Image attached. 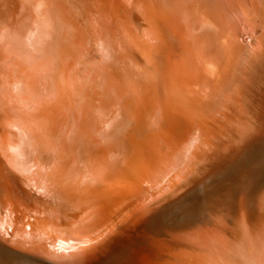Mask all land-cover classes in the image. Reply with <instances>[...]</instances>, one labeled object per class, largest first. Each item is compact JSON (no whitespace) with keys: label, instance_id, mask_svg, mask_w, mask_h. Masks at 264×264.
<instances>
[{"label":"bare ground","instance_id":"1","mask_svg":"<svg viewBox=\"0 0 264 264\" xmlns=\"http://www.w3.org/2000/svg\"><path fill=\"white\" fill-rule=\"evenodd\" d=\"M26 1L27 3L43 4L44 8L38 25L39 29L30 35V38L23 39L17 31L13 36L15 54L20 61L17 68L22 73L25 72V76L31 80L32 86L27 89V96L19 97L17 94L13 96L17 99L18 107L16 109L13 105L9 107L0 100V116H4L2 117L4 119L2 128L5 131L9 128L10 132L7 131L9 135L5 132V135L8 136L7 143L10 147L14 146V151L11 150L14 152V156L11 153L7 155L5 153L7 148L0 142V156L7 159L10 157L18 164L15 168V175H17L15 178L4 173L2 169L0 170V243L3 247L5 246L6 241L4 240L8 238L7 232L11 230L10 233L13 235L7 240H11V243L26 241L29 248L23 253L17 252V248L16 250H6L5 248L0 250V264H31L39 259L47 262H43L44 264L50 263L47 258L44 260L33 253H42L59 261L57 262L59 264L68 259L58 260L55 258L62 252L65 253L64 248H68L72 257H75L103 243L98 242L94 246V238H91L92 242L84 244L79 242L81 239H86L88 233L97 236V232L93 233V230L96 231V227H99L100 223L102 224L101 220L110 205H106L98 213L89 214V217L82 221L80 210L88 209V204L97 201L122 202L123 197L133 191L131 186L133 183L136 185L134 179H141L145 176L141 172L144 163L162 156V151L160 154L155 153V143L150 140L154 134L153 131L158 132L160 137L165 136L167 132L166 140L161 137L160 141L165 145L163 149L166 154H173V156H178V154L181 156L182 140L177 139V134L190 137V142L185 145L181 157L191 154V162H188L187 168L182 163V168L184 170L191 169V164L195 168L197 167L184 185L182 180L177 182L183 174L181 172L179 177L163 187V192L170 191V194L164 195L167 199L165 203H171L184 197L182 203L180 202L181 207L178 215L172 223L164 225L165 229L162 225L153 224L152 229L149 230L152 234L150 237L160 239V242L174 247L181 242L180 249L184 246L182 250L175 249L171 254L166 253L169 257L164 259L163 264H235V260L237 263L239 262L237 260L239 253L243 254L244 258L245 250L252 252V247L256 246L258 240L257 229L259 221L262 220L260 217L264 212V144L250 145L249 143L253 136H258L261 127L263 128L264 114L261 109L257 108L259 106L256 102L258 99L254 97L255 100L246 103L244 95L247 89L245 86L249 80H258L260 71L261 73L264 71V0H177L180 6H176L172 0H167L164 5L169 10L168 17L166 16L169 18L168 21H157L159 20L157 16L160 14L154 9L155 6L152 3L145 5L142 0L130 1L129 5L140 14L136 18V22L140 20L146 24L148 15H151L152 19L154 18L155 23L158 22L156 23L157 31L161 37L160 41L156 45L154 44L156 46L154 49L155 54H158L157 69L161 74L165 73V78L163 82L159 81L158 85L162 87L160 90L158 89L159 92L153 90L150 100L145 98L147 97L145 93H141L139 98L146 100L149 110L153 109L155 102L161 103L166 113V119L160 120L159 117L154 119L152 116L151 120L143 121L140 132L135 136L139 143L132 139L126 144V164L120 171L102 170L100 172L101 166L96 151L94 150L91 154L80 150L78 162L84 167L77 180L73 173L75 161L70 146L77 134L78 148H88L86 127L81 128L79 125L80 122L82 125H86L88 113L81 105L88 106V95L101 82L96 73L88 79L90 65L88 66V58L84 52H86V46L89 45V36L97 48V57L99 54L100 59L112 60L122 66V58L117 57L116 50L119 48H116V43L111 41V36L103 39L96 26L97 10L106 11L112 18L114 15L116 16L114 7L117 5L115 0ZM11 3L10 0H0V26L4 24L6 17L14 15V7ZM187 3H190L191 6H185ZM75 5L76 8L83 10L81 16L78 15L79 12L77 14L82 23L78 24L79 26L68 22L66 17L67 11ZM191 9L193 11L188 12ZM122 16L125 17L123 14ZM249 17H252L251 23H249ZM174 18L179 20L180 25L184 23V19L191 21L192 25L191 23L189 26L186 24L185 30H183ZM196 19L207 22L208 25L195 26L193 22ZM159 23L162 28L158 26ZM143 29L144 35L152 34L149 27L144 25ZM46 30L53 34V39L48 44L41 41ZM133 33L134 35L129 28H125L127 37V39L125 37V43L120 40L122 38L119 33L115 35L120 40L119 45L123 49L132 50L144 59V63L136 62L135 66L148 64V53L142 54L145 50L144 44L139 42L137 30ZM182 34L184 40L180 42L173 39L170 43L171 49L165 50V53L162 42L166 39L162 40L171 36L178 38ZM152 37L153 35L150 38ZM79 40L81 42L76 43ZM65 42L68 43L66 50H64ZM169 51H174L176 54L180 51L177 58L180 60L184 55L187 56V59L183 58L180 60L182 61L180 65L176 63L175 66H172L168 63L169 56L172 55ZM94 52L91 55H94ZM38 53L41 54L38 55ZM72 56L74 57L72 58ZM70 58L74 61H71ZM75 60L78 61L76 63L79 65L78 68H82L81 71L79 70L81 73L74 66ZM99 65L92 68L104 71V68ZM135 70L141 72L139 67H136ZM139 71L134 73V79L126 77L124 74H115L113 78L116 82L121 83L125 80L136 86L138 84L134 82L138 79ZM119 78L124 80L120 81ZM245 82H247L246 85ZM259 90L257 89L258 92ZM38 95H42L41 98ZM1 96L0 93L2 99ZM257 96L260 95L256 94ZM139 98H133L131 103H136ZM50 112L54 116L53 119L48 117ZM251 112L255 113L252 121H249L253 124L252 127L241 129L238 133L241 135V144L237 143L238 146H231L229 138L218 139L217 136L221 135L222 137L224 131L227 132L228 129L234 130L232 135L239 132L240 126L238 127V125ZM84 113L87 114L83 115ZM76 117L78 118L76 119ZM233 119L235 120L232 121ZM236 120L239 122L236 123ZM56 133L57 135H55ZM214 140L217 142L213 143ZM44 141L48 144H44ZM39 142L46 145L47 148L52 147L51 152L50 149L47 151L54 160L52 173L47 178L48 181L42 180L43 175L32 174L29 176V171L24 169L28 162L39 160L40 156L36 154V150L37 153L42 151ZM210 144L215 147L209 146ZM17 145L20 146L16 148ZM174 149L178 151L177 154ZM49 156L44 158V162L48 161ZM1 163L0 160V167ZM172 164L175 163L172 162ZM175 166H178L177 163ZM91 180L95 182L89 183ZM9 181H18L23 191H26L28 196L30 195L35 200V202L30 200L31 206L35 205L34 210L22 208L25 215L20 216L21 214L15 207L18 205L16 196ZM176 188H178L177 191H175ZM38 190L43 191L45 196L52 193L50 195L52 199L48 198L49 202L43 204L42 207L37 204V200H39L37 196H33L34 192ZM47 190L48 192H46ZM172 191L175 192L171 194ZM175 194L176 196H174ZM158 196L152 195L144 204L149 205L150 201L154 204L153 199ZM30 203L28 200L29 205ZM29 216H33L40 222V225L32 222ZM147 225L142 230L149 226ZM88 226L92 228L93 232H89ZM122 227L124 228V226ZM236 229H239L244 235L237 236ZM29 235H35L39 240ZM40 237L52 240L55 243L54 251L37 249L35 245L41 242L42 238ZM90 237L91 235L87 238ZM130 238L129 235H125L122 242L114 244L113 247L120 249L131 244ZM135 240L137 239L135 238ZM152 244L143 250H137L138 246H136L135 250L137 252L152 251L157 247L156 243ZM131 245L134 249L133 243ZM62 249L63 251H60ZM235 251L238 253H233ZM27 252L30 254H26ZM231 252L233 257L228 254ZM127 253H118L107 264H133L127 260ZM190 253L195 255L193 254L192 257ZM257 257L264 263V250H261ZM90 259V256L83 257L80 260L76 259V262L98 264L89 261ZM145 260H142L144 264L152 262V260L147 262ZM158 261L157 264L163 262Z\"/></svg>","mask_w":264,"mask_h":264},{"label":"rangeland","instance_id":"2","mask_svg":"<svg viewBox=\"0 0 264 264\" xmlns=\"http://www.w3.org/2000/svg\"><path fill=\"white\" fill-rule=\"evenodd\" d=\"M25 1L26 0H10V3L12 2L11 4L14 7L13 8L14 9V15L12 17H9V18L6 17V20H4L5 21L4 24H1V26H0V93L2 94V96H1L2 99L0 98V100H2L9 107L13 105L15 109L18 107L17 103H16L17 99H16V97L14 98L13 96H16V94L19 97L27 96V89H29L32 86V83H31V80L27 76H25V72L22 73V71H19L17 68V66L20 64V61L18 60L17 55L15 54L16 49L14 48L15 45H14V39H13L14 32L17 31L23 39L30 38V35H32L37 29H39L38 25H39L40 17L42 15V10L44 8L43 4H39L37 2H32V3L28 2L27 3V1L26 2ZM130 1H132V0H119V1L115 0L117 6L114 7L115 8L114 11L116 12V15H118V13L121 11V13L125 16V17L122 16L123 17L122 19L125 21L126 20L128 21V18H129L131 11L136 13L135 14L136 17L134 16L133 20H136V18H138V16L140 15L136 9H133L132 6L129 5ZM121 9H123V10H121ZM80 10L81 9L76 8V5L72 6V9H69L67 11L68 15L66 17H67L68 22H70L71 24H75V25H78V24L81 25L82 24L80 22L81 19H79V17H77L78 12H79L78 15L81 16V13L83 10H81V11ZM191 11H193V10L191 9L188 12H191ZM71 13H72V15H71ZM97 13H98V15L96 18V26L98 27L103 39L104 38L107 39L110 37V34L108 32L109 27L106 25V24H108V21H106V20L110 19V16L106 11H104L102 9L101 10L98 9ZM251 21H252V17H249V23H251ZM188 23H190V22H188ZM144 25L149 27V29H151L152 34L144 35V29L142 27L143 30L137 31V38L139 37L138 40L140 41L142 39V41H140V43H142V45L144 44V48L147 45H145V43H143V42H147L146 44H148V40H150V41L155 40L154 44L156 45L157 42L160 41V37H161L159 31H157L156 23H151L148 20V22L146 24H143V26ZM238 26L240 27V25H238ZM152 35H153V37L150 38ZM52 39H53V34L49 30L48 31L46 30L41 37L42 43H47V44L50 43V41ZM83 40H85V39H83ZM88 41H89L88 42L89 45L86 46V52H84L85 56H87V58H88V66L90 65L88 67V79L91 78L94 75V73H96V75L99 76V80L101 82H100V85L96 89L94 88V91L88 95V106L81 105V107L84 108V111L88 113V119H87L86 125L85 124L82 125L81 122L79 123L81 128L83 126L86 127V134H87L86 136L88 139L87 140L88 141V145H87L88 148L87 147L78 148V144L76 143L77 142V140H76L77 134L74 136V142L70 146V151H71L72 157L75 161V163H74L75 168H73V173L75 174L76 180H77V177L80 175V171L83 170V167H84L83 164L78 162V157L80 156V150L90 152L91 154L94 150L96 151L98 162L101 166V167L99 166L101 168L100 172H102V170H112V171H116V172L120 171V170H122L123 166L126 164V144L132 139L137 140L135 138V136L137 135L138 132H140L143 121L151 120L152 116H154V119H155V117H159L160 120L166 119V113H165L164 107L161 106V103L155 102L153 105V109L149 110L148 103L146 102V100H142L141 98L138 97V93H137V89H136L137 85L133 86L134 84H131L130 82L125 81L124 79H122V80H124V81H122L121 78H119L120 81H122L121 83L116 82V80H114L113 77H110L109 79L107 77V79H106V77H105L106 73L104 71H100L101 72L100 73V72H97L98 69L92 68V67L98 66L97 62L100 60V57H99V54L97 57V52H96L97 48L89 36H88ZM80 42L81 41L79 40L76 43L79 44ZM67 47H68V43L65 42L64 50H66ZM120 48L123 49L121 46H120ZM120 48L116 50L117 57L120 56V54H119ZM163 50L165 52L166 48H163ZM92 52H94L93 53L94 55H91ZM165 53H164V56H166ZM40 54L41 53H38V55H40ZM73 57L74 56H72V58ZM181 57H182V59L183 58L187 59V56L183 55ZM68 60H69V58H68ZM71 61H74V60L71 59ZM77 62L78 61L75 60L74 66L77 67L76 69L78 71L79 70L81 71L82 68L81 67L78 68L79 65L78 64L76 65ZM90 62L91 63L93 62V63L89 64ZM180 62H182V61H180ZM180 62L177 64L180 65L181 64ZM140 66H141V64H137V67H139V69L141 70ZM120 67H121V65H120ZM80 71H79V73H81ZM119 75H122V74L119 73ZM258 76H259V79L255 80V81L252 80L253 83H252V81L249 80V83H248L249 86H248L247 82H245V85L247 84L245 86L247 89H246L244 96L246 97V103H249V102L255 100V98L258 99L256 101V102H258L257 104H259V106L257 108H258V110L261 109L262 113L264 114V78H263L264 77V71L262 73L260 71ZM78 78L80 79L81 77L79 76ZM261 81H262V83H260ZM256 88L258 90L260 88L263 90H259V92H258ZM254 90H255V96H254ZM37 94H39V93H37ZM256 94L260 95V96L256 97ZM41 96L42 95H40L39 97L41 98ZM98 97L101 99L100 102L105 106L104 110H102V108L100 107L99 102L95 103L96 106H94V102H95L94 99H98ZM136 97H138L139 100H137L136 103L132 104L131 102H132L133 98H136ZM251 97L252 98L255 97V98L252 99ZM260 97H261V99H260ZM125 98H130V100L125 102ZM11 113L13 114V112H11ZM87 113H84L83 115H85ZM102 114H103V116H102ZM107 114L109 115L108 117H106ZM254 114H255L254 112H251L250 114L247 115V117L242 119L241 123L238 125V127L240 126V128L238 130L239 132H236V134L234 133V135H232L234 130L228 129L227 132L224 131L222 137H221V135L220 136L218 135L217 136L218 139L222 138L224 140V139L229 138V142H230L229 144H231V146H238L237 143L241 142L240 141L241 135L238 133H240L241 129H243V130L247 129V128L250 129L252 127L253 124L249 121L250 120L252 121ZM124 115H126V116H128V118H130L129 119L130 121L129 120L128 121L131 124L129 123V124L125 125L126 122L124 120H123V122L117 123V121L125 118ZM0 117H1L0 118V123H1L0 124V142H1V145H3L4 147L7 148L5 150V153H7V155L11 153V155L14 156V152H13L14 146L12 145L13 146V149H12L11 148L12 146L10 147L8 145L9 144V143H7V140H8L7 137L8 136L5 135L6 133L8 134L10 132V130H8L9 129L8 128L5 131V129L2 128V122H4V119L2 117H4V116L1 115ZM48 117H50L51 119L54 118V116H52L51 112L48 113ZM77 118L78 117H76V119ZM234 120L235 119H233L232 121H234ZM162 122H164V121H162ZM238 122H239V120H236V123H238ZM234 125L236 126V124H234ZM225 128L226 127L224 126V129ZM7 131H9V132H7ZM258 132L260 134L258 133L257 134L258 136H253V138L251 139V141L249 143L250 145L264 144V125H263V128L261 127V129ZM152 133H154V134H152V137L150 140L155 143V146H156L155 153L160 154V152L162 151L161 152L162 156H161V158L158 157V159H151L152 161L151 160H148V161L145 160V161H147V163H144L143 169H141L142 175H145V176L141 179H137L135 176L136 179H134V180H136L137 186L133 183V185L131 186V189L133 191L130 194L125 195L122 199V202L112 203V201H110V200L97 201L96 203L92 202V203L88 204V209L84 208V209L80 210V214H81L80 219L82 221V220H86L89 217V214L92 215L93 213H98L106 205H110V207L106 210L105 215L103 216V219L101 220L103 225L100 223L101 226L99 224V227L98 226H97L98 228L96 227V231L93 230L94 232L91 230L92 228H90V226H88V228L91 230L90 231L88 229L89 232H93V233L97 232V236H95L96 234L93 235L92 233H90V234L88 233V235L86 236V239L84 238V239H81V241L79 240L80 244L81 243L84 244V243L92 242L91 238L92 239L94 238L93 239V241H95L94 246L97 245L98 242H103V243H101L100 245H98V246H96L90 250H87L83 254L76 255L75 257H72L71 252L68 250V248H64L65 253L62 252L61 255L56 256L55 258L58 260L63 259V258H68V259L66 262L61 261L62 263H59V264H77V263L79 264V262H76V259L80 260L83 257L87 258L89 256L91 257V259L89 261H93V262H96L98 264H107L108 262H110L112 260V257L116 256L118 253L122 254L124 252L125 253L128 252L126 254V258H128L127 260H129L133 264H144L142 262V260L144 261L145 259H146L145 260L146 262L152 260V262L150 264H157V263H159L158 260H160V262L163 261L162 262V264H163L165 261L164 259L169 257V255H166V253L171 254L172 251H174L175 249L176 250L184 249V246H183V248L180 249V247H182L181 246L182 244H180L181 242H179V244H176L177 246L174 247V246L167 245L165 242H160L161 241L160 239H156L155 237H152V236L150 237V235H152V234L150 233L149 230H150V228L152 229L153 224L158 225V226L162 225L163 229H165L164 225L172 223V221L178 215V211L180 210V207H181L180 202L182 203L184 197H182V198L180 197L177 199V201H173L171 203H165V202H167V199L164 197V195L170 194V191L163 192L164 191L163 187L167 186L171 182V180L175 179L176 177H179V175L182 174L181 172H183V174L180 177V179L177 180V182H180L179 180H182L183 185H184V183L189 181V179L191 178L193 173L196 171L197 167L195 168V166H193L192 164H191V169H185L184 170L182 168L183 165L184 166L186 165L185 167L187 168L189 166L188 162H191V160H190L191 154H188L186 156L181 157L183 154L185 145L190 142L189 141L190 137H186L184 135L180 136V134H177V136H176L177 139L179 141L182 140V143H181L182 150H181V154H180L181 156H179V154H178V156H173V154H166V151L163 149V147L165 145L162 141H160L162 136L161 137L158 136L159 135L158 132L153 131ZM166 133H165V136L162 137L165 140L167 138ZM55 135H57V133ZM58 135H59V133H58ZM40 141H41V139H40ZM137 142L139 143V140H137ZM216 142L217 141L214 140L213 143H216ZM42 143H40V142L38 143L40 145V146L39 145L38 146L40 147V149L42 151H39L37 153V150H36V154L40 156L39 160L30 162V163L28 162L27 166L24 169L27 172L29 171V173H28L29 176H31L32 174L43 175L42 180L48 181L47 178H49V175L52 173L51 169H52V165H54V163H53L54 160L52 159L53 157L51 155L50 156L48 155L47 151L50 149V152H51L52 147L47 148V146L46 145L44 146ZM45 143L46 142L44 141V144ZM46 144H48V143H46ZM19 146L20 145H17L16 148H18ZM209 146L215 147V145H212V144H210ZM11 150H13V151H11ZM29 152L31 153V150ZM83 153L86 154L85 152H83ZM175 153L177 154L178 151L175 150ZM52 154H54V153H52ZM159 154H157V155L160 156ZM47 156H49L48 161L46 160L44 162V158H46ZM153 157H155V156H153ZM1 158H2V156H0V160L2 161L0 170L2 169V171L4 173L11 175L13 178L17 177V175H15L16 174L15 168H17L18 164L16 162H14L10 157L8 159L7 158L1 159ZM172 162H174L175 164L177 163L178 166H175V164H172ZM182 163H183V165H182ZM60 166L62 167V164ZM141 172H139V173H141ZM39 173H41V174H39ZM82 175H83V173H82ZM82 175L80 176L81 178H82ZM31 181H34V179H31ZM93 182H95V181L94 180L89 181V183H93ZM9 183L12 185V191L14 192V194L16 196V200H17L18 205H15V207L18 209L19 214H21L20 216L25 215L24 210H29V209L34 210L35 205L32 207L31 203H30V200H33V199L30 197V195L28 196L26 191H23L20 183L18 181H16V182L9 181ZM77 185H78V183H77ZM24 190H28V189H24ZM177 190H178V188L175 189V191H177ZM175 191H172L171 194ZM46 192H48V190ZM29 193H30V191H29ZM51 194L52 193H49L47 196H45L43 191L38 190L37 192H34L33 196H37V198L39 199V200H37V204L42 207L43 204L45 205L47 202H49L48 198L50 200L52 199V197L50 196ZM152 195H154V197L158 196V195H160V196L153 199L154 204L152 203V201L149 202V205L144 204L146 201H148V199ZM174 196H176V194ZM28 200H29L30 205L28 204ZM33 202H35V200H33ZM131 206H133L134 209ZM127 209H129V210H127ZM127 213H128V216L126 215ZM108 214H110V215H108ZM109 216L111 218L112 217L113 218L111 219ZM118 216H119V218H118ZM29 217H30L32 222H34L36 224L38 223L40 225V222L37 221L33 216H29ZM260 219H262V220L259 221L260 223H259V227L257 229L258 240L256 242V246L252 247V252H250L249 250L248 251L245 250L246 255L244 258H243V254H241L242 255L241 256L239 253V255L237 257V260L239 262L237 263V261L234 258V260L236 262L235 264H256V263L259 264V262H260V264H264L262 261H260L259 257H257L259 252L261 250H264V212H263L262 217H260ZM76 222H78V221H76ZM107 223H108V225H107ZM118 224H120V225H118ZM42 225L43 224L41 223V226ZM146 225L148 227L145 228L144 230H142ZM122 226H124V228ZM121 227H122V229H121L122 231L120 230L116 235H114L115 232L117 230H119ZM10 231L11 230H9V232H7V236L9 239L13 235L12 233H10ZM236 233H237V236L244 235L242 232H240L239 229L238 230L236 229ZM90 235H91V237L87 238ZM125 235H129L131 237L129 240L131 241V244L133 243V245L135 246L134 249L131 247L132 245L130 243L128 245H126L125 247L123 246L120 249L116 248V247L114 248L113 245L122 242V238ZM29 236H33V238H36V240H39V238L35 235H29ZM112 236H113V238H111ZM8 238H6L4 240V241H6L4 247L1 245L2 243H0V250H2L4 248L6 250H16V248H17L18 249V250H16L17 252L23 253V251H26V249L29 248V245H26L27 244L26 241H23V242L18 241L17 243H11V240H7ZM40 238H42L43 241L41 239L40 240L41 242H39V243L37 242L38 244L35 245L37 247V249H39V250H41V249H43V250L55 249L54 248L55 243H53L52 240L50 241V240H47L43 237H40ZM135 238L137 240H135ZM125 241H127V240H125ZM152 243L157 244V247L152 251L147 250V251L137 252L135 250L136 246H138L137 250H143L144 248H147L148 245L152 246L153 245ZM107 245H108V247H107ZM144 246H146V247H144ZM106 249H107V251H106ZM257 250H258V254H257ZM60 251H63V249ZM183 252H184V250L182 251V253ZM233 253H238V252L235 251ZM233 253L231 252L228 254L232 255V257H233L234 256ZM26 254H30V253L27 252ZM33 254L37 255L38 257H40L44 260H46V258H47L48 261L50 262L48 264H51V263L52 264H58L57 262H59V261H55V260L47 257L46 255H44L42 253H37V254L33 253ZM193 254L190 253V255H192V257H193ZM196 256L202 259V257L199 256L198 254H196ZM70 257H72L73 259L72 258L69 259ZM239 257L240 258L242 257V258L238 259ZM156 259H158V260L156 261ZM43 262L47 263L46 261L39 259V260L32 262L31 264H44Z\"/></svg>","mask_w":264,"mask_h":264},{"label":"water","instance_id":"3","mask_svg":"<svg viewBox=\"0 0 264 264\" xmlns=\"http://www.w3.org/2000/svg\"><path fill=\"white\" fill-rule=\"evenodd\" d=\"M143 2H145L144 4L147 5L149 3H152L155 7L154 9L160 14V16L158 15V19L157 21H163V20H166L168 21L169 18H167L168 16V12L169 10L165 7L164 5V2H167V0H142ZM174 4H176V6H180L178 5V1L177 0H172ZM180 4V3H179ZM185 6H191L190 3H187ZM123 10V9H121ZM136 13H134L133 11H131L130 15H129V18H128V21L126 22L125 20H123L122 18V13L121 11L118 13V15H114V17L106 20L108 21V24H106L108 27V32L111 36V41L112 42H115L116 43V48H120V40L121 41H124L125 43V40L127 39V37L125 36V28H129L130 31L132 32V35H134V31H140L142 30V27H143V22H141L140 20L137 22L134 19V16H135ZM167 16V17H166ZM148 20L151 22V23H155V21H153L151 15L147 16ZM160 17V18H159ZM174 20L178 21V25L182 27L183 30H185V27H186V24L189 26V24L191 23V21H187V20H183L184 23H182L181 25L179 24V20L177 18H174ZM156 21V23H158ZM170 21H173V20H170ZM190 22V23H188ZM193 24L195 26H204V25H208L207 22H204V21H200L199 19H196ZM175 25H177L175 23ZM192 25V23H191ZM158 26H160V28H162V25H160V23L158 24ZM178 26V28H179ZM164 31V29H162ZM116 33H119L121 35V38L120 40H118V37L116 38ZM126 37V39H125ZM184 35H180L178 38L175 37H169L168 39L167 38H164L162 41H165L162 42L164 44V47L166 48V50H170L171 49V46H170V43L172 42L173 39H176L178 41H183L184 39ZM114 40V41H113ZM138 41V40H137ZM142 41V39L140 40ZM139 41V42H140ZM154 41H150L148 44H146L147 42H143L145 43V45H147L143 50L142 54L143 53H148V56H149V61H148V64H141L140 68H141V72L139 73L138 75V79L136 80V82H134L135 84L137 83V93H138V97L141 96V93H145V95H147V97L145 98H149L148 100H150V98L152 97V92L153 90H157L158 89L160 90V88L162 86L158 85L159 84V81L160 82H163L164 78H165V73L164 74H161L159 71H158V54H155V49L154 47ZM141 47V45H140ZM125 48V47H124ZM174 50V49H173ZM170 52V51H169ZM172 53V55L169 56V59H168V63L169 64H172V66H175L176 63H179L180 60H183V59H180L177 58V56L179 55L180 51L176 53H174V51L170 52ZM119 54H120V57L122 58V66L120 67V64L118 63H114L112 60H103V59H100L99 63L100 64L99 66L103 67L104 68V71L106 73L105 77L107 79V77H114L115 74L116 75H119L120 74H124L126 75V77H131L134 79V73H138V71H136V62L137 63H144V59L141 58L138 54H135V52H133L132 50H128L127 49H121L119 50ZM176 54V55H175ZM169 55V54H168ZM135 64V65H134ZM183 71H184V68H182ZM144 70V71H143ZM97 72H100V71H97ZM186 72V71H185ZM101 73V72H100ZM141 75V77H140ZM158 76V77H157ZM135 86V85H133ZM140 92V94H139ZM159 92V91H158ZM137 95V94H136ZM140 95V96H139ZM100 98L98 97V99H94V106H96L95 103H100V107L102 108V110L105 109V106L100 102ZM130 100V98H125V102ZM134 102H135V99H134ZM99 107V108H100ZM94 108V107H93ZM103 116V114H102ZM109 115L107 114L106 117H108ZM124 119L122 120H119L117 121L118 122H123V120L126 122L125 125L129 124L130 122V118H128V116L124 115ZM129 120V121H128ZM131 124V123H130ZM123 130V129H122Z\"/></svg>","mask_w":264,"mask_h":264}]
</instances>
